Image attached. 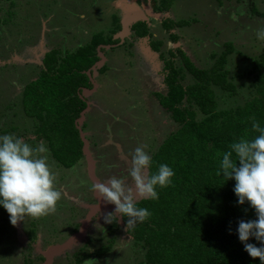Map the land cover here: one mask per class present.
I'll return each mask as SVG.
<instances>
[{"label": "rangeland", "instance_id": "obj_1", "mask_svg": "<svg viewBox=\"0 0 264 264\" xmlns=\"http://www.w3.org/2000/svg\"><path fill=\"white\" fill-rule=\"evenodd\" d=\"M122 1L0 0V136H16L33 147L43 142L36 141L35 119L23 112L24 87L39 76L47 52L55 49L63 56L89 43L95 34L107 33L112 17L126 13L123 4L118 5ZM140 1L141 7L149 8ZM136 2L129 0L126 4ZM252 5L264 13V0H174L169 11H155L158 15L148 20L152 39L165 44L162 50L180 48L200 69L214 63L225 51V43L233 45L235 51L227 56L226 67L230 80L240 89L235 97L217 90L220 108L242 103L253 91L250 70L253 59L264 51V38L257 36L258 30L264 29V18L250 12ZM163 18L189 22L171 31L177 42L162 28ZM144 40L136 41L132 36L126 44L106 51L105 72L94 78V92L83 95L89 103L83 132L100 183L112 176L123 177L134 188L128 172L136 147L143 146L151 156L177 129L156 97V93L165 95L167 91L163 61L150 53ZM174 60L180 66V59ZM187 82L189 76L184 84ZM47 156L61 199L54 212L39 218L26 216L15 226L6 210L0 209V264H27L28 260L41 263L39 252L77 232L95 203L85 160L65 169L51 157L49 149ZM109 213L93 217L85 238L62 253L54 264H145V251L125 227L111 225L114 216L110 222L106 220ZM103 248L106 251L98 255Z\"/></svg>", "mask_w": 264, "mask_h": 264}, {"label": "trees", "instance_id": "obj_2", "mask_svg": "<svg viewBox=\"0 0 264 264\" xmlns=\"http://www.w3.org/2000/svg\"><path fill=\"white\" fill-rule=\"evenodd\" d=\"M150 1L157 13H164L174 0ZM250 12L264 18L256 5L250 7ZM187 25L185 20L161 21L174 42L178 37L171 31ZM120 30V17L113 16L107 33L95 34L77 51L63 56L55 49L47 52L39 76L22 92L23 112L36 121V141L46 142L51 157L65 169L84 160L75 121L86 108L85 99L80 97L82 89L91 88L85 71L99 60L98 46L119 43L113 36ZM132 30L136 40L152 39L144 22L133 25ZM150 43L151 51L163 61L167 89L165 95L156 93V97L177 125L152 153L150 171L167 164L175 175L169 186L157 188L158 199L139 202L138 207L147 208L151 215L127 233L145 251V264H261L247 254L237 234L239 221L257 218L255 210L247 202L238 205L233 191L235 181L222 177L218 170L222 154L234 141L259 135L252 128L254 121L264 127V51L253 59L250 96L242 103L220 108L217 90L235 97L240 89L230 80L226 67L227 56L235 51L231 43H225V51L203 69L196 67L180 48L164 51L163 41L154 39ZM174 59H180V66ZM105 70L103 66L98 72L101 75ZM186 75L190 82L184 84ZM127 219H122L124 226ZM111 225L119 226L115 218ZM248 242L260 246L255 238ZM105 251L103 248L97 254Z\"/></svg>", "mask_w": 264, "mask_h": 264}, {"label": "clouds", "instance_id": "obj_3", "mask_svg": "<svg viewBox=\"0 0 264 264\" xmlns=\"http://www.w3.org/2000/svg\"><path fill=\"white\" fill-rule=\"evenodd\" d=\"M257 36L264 38V29L258 30ZM252 128L259 135L251 140L234 141L222 154L218 174L235 181L233 191L238 205L247 202L255 210L257 218L239 221L237 234L247 254L264 264V127L254 121ZM47 153L43 142L33 147L22 138L0 136V207L9 214L13 226L26 216L39 218L54 212L61 199ZM130 164L128 175L134 188L125 178L116 176L92 185L98 199L115 205L114 212L109 213L106 220L110 222L113 216L115 220L128 217L126 226L123 224L128 232L151 215L147 208L138 207L139 202L158 199L157 188L169 186L175 175L167 164H160L156 172H151L152 157L143 146L136 147ZM250 238L259 241L260 246L249 243Z\"/></svg>", "mask_w": 264, "mask_h": 264}, {"label": "water", "instance_id": "obj_4", "mask_svg": "<svg viewBox=\"0 0 264 264\" xmlns=\"http://www.w3.org/2000/svg\"><path fill=\"white\" fill-rule=\"evenodd\" d=\"M150 1V0H149ZM148 1V2H149ZM123 4L124 12H126L120 21L121 24V30L117 32L114 36V40H119L118 44H112V45H100L97 47V57L99 60L87 71H85V74L88 76L91 88L90 89H82V94L80 97L82 99L83 95L87 93H93L94 89L96 88V84L94 83V78L99 75L98 70L101 69L105 62V52L115 48L119 45H121L124 42V39L127 38L130 35V27L134 25L137 22H146L150 16L151 9L148 7H145V9H140L139 6L135 4ZM155 17L158 14H154ZM89 110V103L86 101V108L80 113V116L78 119H76V129L79 132V137L82 141V154L86 163L87 168V176L90 182L92 183H100L97 175H96V162L92 156V153L89 149V141L86 138V134L82 130V125L85 121V115ZM93 197L95 199V203L89 207L88 212L86 213L83 220L80 222L79 230L72 234L66 241H64L61 244L52 245L49 246L42 254L45 257L44 264H51L53 257L60 255L61 253L69 250L73 244H75L77 241L82 240L85 238L87 229L90 225V222L92 221L93 217H95L100 212H114V205L111 203H106L103 200L98 199L96 194H94L93 190ZM119 225L123 226L122 219L118 218Z\"/></svg>", "mask_w": 264, "mask_h": 264}, {"label": "flooded vegetation", "instance_id": "obj_5", "mask_svg": "<svg viewBox=\"0 0 264 264\" xmlns=\"http://www.w3.org/2000/svg\"><path fill=\"white\" fill-rule=\"evenodd\" d=\"M129 0H123L122 2H119L118 3V5H120V4H122V3H127ZM139 4H138V3ZM137 2L135 3V5H137V6H139L140 7V9H145V7H141L142 5V3H141V1L140 0H137ZM145 2V1H144ZM146 3L148 4V6H149V8L151 9V11H150V16H149V18H148V20L149 19H154V16H152V15H154L155 14V9L153 8V5H152V2L151 1H146ZM128 4H134V3H128ZM150 5H151V7H150ZM123 16V15H122ZM122 16L120 17V21H121V18H122ZM148 20L146 21V22H144V23H146L147 24V26H148V28H149V23H148ZM141 22V21H140ZM137 23H139V22H137ZM137 23H135V24H137ZM134 24V25H135ZM121 25V24H120ZM133 26V25H132ZM132 26L130 27V35L127 37V38H125L124 39V42L121 44V45H124V43L126 44V40L129 38V37H132V36H134V31L132 30ZM153 36V35H152ZM146 39H147V43H148V47H149V50H150V53H153L152 51H151V43H150V41H152L153 39H150V37H145ZM144 38V39H145ZM143 39V40H144ZM146 39L144 40V41H146ZM136 40V39H135ZM136 41H141L140 39H137ZM149 41V42H148ZM34 227H35V224H34ZM32 230H33V228H32ZM78 231V230H77ZM48 248V247H47ZM44 251H40L39 252V257H40V262L41 263H39V264H44V262H45V257H44V255L42 254ZM58 257H60V255H57V256H55V257H53V260H52V263L51 264H54L55 263V261H56V259L58 258ZM27 264H31V261H29L28 260V262H27ZM32 264H37V263H35V262H33Z\"/></svg>", "mask_w": 264, "mask_h": 264}]
</instances>
